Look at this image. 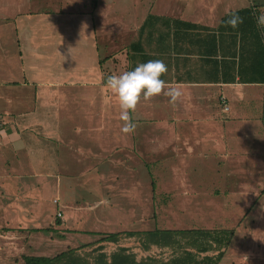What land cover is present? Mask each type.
Returning a JSON list of instances; mask_svg holds the SVG:
<instances>
[{
    "label": "rangeland",
    "instance_id": "obj_1",
    "mask_svg": "<svg viewBox=\"0 0 264 264\" xmlns=\"http://www.w3.org/2000/svg\"><path fill=\"white\" fill-rule=\"evenodd\" d=\"M139 1L144 0H97L95 8V0H0V89L4 88L8 93L14 90L12 86H3L7 78L15 83H25L44 69L59 72L68 66L71 51L76 50L74 57L91 58L96 57L95 50L99 47L97 54L101 58L110 56L114 48L111 45L113 25L122 29L124 25L128 27L137 23L141 15L137 6H143ZM239 1H244L243 5L248 1L254 5L264 4V0ZM132 5L137 14L129 13ZM195 8L189 14L193 10V14L199 17ZM25 28L29 30L28 45L33 44L42 50L36 51L42 55L38 60L21 39ZM121 35L124 50L129 43L125 39L128 34L124 31ZM95 37L101 43L98 46ZM105 47L111 52L105 51ZM61 48L64 51L60 54L58 50ZM32 63H37L38 67L32 69ZM43 66L44 69L40 68ZM109 74L106 71L104 77L108 78ZM24 91L25 97H32L27 87ZM106 93L112 92L106 88ZM259 96L257 93L253 96L257 99L254 101L258 103L257 107L262 103ZM3 106L0 105V119L7 121ZM148 112L150 110L139 107L135 113H130L137 125L133 135L141 134L140 142H132L136 148L132 147L130 134L121 131L123 121L119 119L121 141L117 139L119 142L115 144V138L110 140L101 136L96 144V156L80 157L79 162L61 158L57 163L65 162L67 167L56 168L54 174L44 173L43 167L48 165L51 170L49 164L58 160L49 157L47 152L41 157L40 153H34L40 166L35 165L33 169L41 168L40 174H36L38 177L19 172L12 181L13 189L20 190L22 203L38 213L37 225L41 232L28 237L32 233L26 227L33 222L16 221L21 225L15 222L14 228L22 235L7 238L13 241L7 246L0 238V245L7 248L0 250V264H25L24 255L53 257L69 248L87 254L97 246L102 235L155 228L233 229L234 235L218 264H264L263 120L259 118V123L253 125L247 123V128L257 129L250 133H241L236 130V125H232L228 138L218 137L215 144L202 143L194 148L193 154L186 155L176 150L177 143L164 132L161 124L149 127L150 140L146 141L148 133L140 129L142 125L134 118H144ZM155 112L160 114L158 108ZM236 112L241 114L243 111ZM247 112L257 111L248 109ZM94 122L97 123V119ZM162 133L170 141H165ZM122 135L130 140L123 141ZM109 142L117 146L115 152H110V147L103 151L99 148ZM84 145L89 144L84 142ZM21 169L25 171L26 168ZM5 192L9 190L3 194ZM9 197L0 196V201ZM66 202H78L79 207H64ZM89 209L92 213H84ZM58 210L62 217L56 216ZM66 211H70L71 216H67ZM13 212L19 215L15 210ZM14 214L6 213L5 217ZM6 223L0 219V232ZM102 243L107 253L119 246L130 250L142 248L138 237L125 235L116 243ZM86 244L92 246H84ZM178 252L151 246L147 253L159 260L175 257Z\"/></svg>",
    "mask_w": 264,
    "mask_h": 264
},
{
    "label": "crops",
    "instance_id": "obj_2",
    "mask_svg": "<svg viewBox=\"0 0 264 264\" xmlns=\"http://www.w3.org/2000/svg\"><path fill=\"white\" fill-rule=\"evenodd\" d=\"M159 1H139L143 6H137L141 14L137 23L128 27L124 25L122 29L113 25L111 45L114 48L111 52L105 47V51L111 52L110 56L101 58L100 54H97L99 49L97 47L96 57H74L75 50L71 51L68 66L61 68L57 73L49 68L45 70L43 66L40 68L44 71L31 80H26L25 83H15L9 81L10 78L4 80L3 86H12L14 89L9 93L4 88L0 89V105H4L3 110L6 113L3 115L8 117L7 121L0 119V196H11L0 201V219L7 222L3 232H0V238L5 246L13 243L7 238L22 235L14 228L16 221L20 222L22 219L33 222L31 226L26 227L32 233L28 237L36 236L33 233L38 232L37 229L40 228L37 225L38 213L22 203L20 190L17 187V190L13 189L12 181L19 172L40 174V167L36 171L33 169L35 165L40 166L35 152L40 153V157L47 152L49 157L58 160L52 165L49 164L51 170L48 169V165L43 167L44 173L54 174L56 168L67 167L65 162L57 163L61 158L68 162L72 159L79 162L80 157L96 156V144L99 143L101 136L110 140L115 138V144L121 141L119 137L121 109L118 97L114 93H106L107 78L104 77L106 71L110 72L109 76L119 75L125 71H132L138 64L149 60L161 59L165 62L168 71L161 79L183 90L181 100L173 106L164 95L148 101L141 98L137 108L143 107L150 112L144 118L134 120L142 125L141 130L148 133L146 141L150 140L149 127H153L155 123L161 124L164 132L170 134L177 143L176 150L185 152L186 155L193 154L196 151L194 148L202 143L215 144L218 137L228 138L232 125H236V130L241 133L242 131L250 133L257 129L247 128V123L258 124L259 118L264 123V84L247 82L245 78L253 74L245 70L238 73L240 34L231 30L230 26L220 28L221 19L226 13L254 7L258 16L260 10L264 9V4L254 5L248 1V4L243 5L244 1L239 0H163L158 4ZM238 3L241 4L238 6ZM93 4L96 8L97 0ZM195 6L199 17L193 14V10L189 14ZM129 13L137 14L134 5L130 7ZM86 17L87 15L85 19ZM68 20L64 19L67 22ZM185 23L196 26L190 28ZM124 31L128 34L125 39H128L129 43L126 45L127 48L122 50L121 34ZM28 32L29 30L25 28L21 33V39L31 53L42 51L33 44L28 45L26 42ZM95 41L96 46L101 44L96 37ZM119 43L121 44L116 50ZM135 43L137 45H134ZM214 49L216 54L212 55ZM58 51L61 54L64 50L61 48ZM36 56L38 60L42 55L37 53ZM248 63L249 60H244L242 66ZM36 65L37 63H32V69L37 68ZM25 87L32 93V97H25ZM255 93L262 99L259 107L258 103H254L257 101L253 98ZM221 97L225 98L228 110L223 108ZM157 108L160 110L159 115L155 112ZM239 109L243 111L241 114L236 112ZM248 109L257 112L248 113ZM95 119L97 123L94 122ZM162 135L165 141H170L166 134ZM129 137L131 140L122 135V140L129 139L131 144L135 141L140 142L141 134L135 137L131 133ZM84 142L86 145L88 142L89 145L86 147ZM17 145L21 147L17 148ZM111 146L112 142H109L101 144L99 148L103 151L110 147V152H115L117 146ZM132 147L136 148L135 144H132ZM22 167L26 168L25 171L21 169ZM5 190L9 192L3 194ZM53 202L57 203V200L53 199ZM78 204L66 202L64 207L73 206L77 209ZM13 209L15 213H19L18 216L14 214ZM69 212L66 211L67 216H71ZM6 213L14 215L8 218L5 217ZM58 213L60 216H56L62 217L59 210ZM84 213L90 214L92 210ZM73 216L75 218V215ZM5 246L1 244L0 250H6ZM148 250L138 248L131 251L134 254L137 251L141 252L140 255L135 254L137 261L168 260H157L147 253Z\"/></svg>",
    "mask_w": 264,
    "mask_h": 264
},
{
    "label": "trees",
    "instance_id": "obj_3",
    "mask_svg": "<svg viewBox=\"0 0 264 264\" xmlns=\"http://www.w3.org/2000/svg\"><path fill=\"white\" fill-rule=\"evenodd\" d=\"M236 12L243 18V23L239 24L237 28L230 27L235 33L240 34L239 53L237 55L239 59L238 73L245 70V72L253 74L245 78L247 82L264 84L263 28L257 24L258 16L255 14L254 7L242 8ZM226 19H228L227 15L221 19L220 28L225 27L223 22ZM185 24L190 28L196 26L191 23ZM215 54L216 49L212 51V55ZM242 60H249V63L242 66ZM122 235L138 237L141 247L146 250L151 246H156L171 248L175 252H178L177 250L180 252L175 257L163 262L155 260L137 261L136 255L125 246H119L111 253H107L102 242L116 243ZM233 235V229L155 228L148 231L111 232L102 235L103 237L99 239L97 246L93 247L87 254H80L77 249L69 248L53 257L24 255L22 258L25 264H218L223 258ZM84 246H92V244ZM212 251L216 253L209 254Z\"/></svg>",
    "mask_w": 264,
    "mask_h": 264
},
{
    "label": "clouds",
    "instance_id": "obj_4",
    "mask_svg": "<svg viewBox=\"0 0 264 264\" xmlns=\"http://www.w3.org/2000/svg\"><path fill=\"white\" fill-rule=\"evenodd\" d=\"M228 19L223 23L225 27L237 28L243 23L236 10L226 13ZM257 24L264 28V9L260 10L257 17ZM83 27H87L84 25ZM168 71L167 65L161 59L149 60L146 63L138 64L134 70L125 71L122 74L110 75L106 81V87L118 97L120 120L123 121L121 131L131 134L137 125L133 122V115L138 104L143 100L148 101L153 97L164 95L169 98V103L173 106L179 102L183 96V90L178 86L166 83L161 77ZM17 148L21 145H17Z\"/></svg>",
    "mask_w": 264,
    "mask_h": 264
},
{
    "label": "built area",
    "instance_id": "obj_5",
    "mask_svg": "<svg viewBox=\"0 0 264 264\" xmlns=\"http://www.w3.org/2000/svg\"><path fill=\"white\" fill-rule=\"evenodd\" d=\"M220 100H221V102H222V104H223V108H224L225 110H228V106L226 105V100H225V98H224V97H221ZM57 215L60 216V213H58Z\"/></svg>",
    "mask_w": 264,
    "mask_h": 264
}]
</instances>
